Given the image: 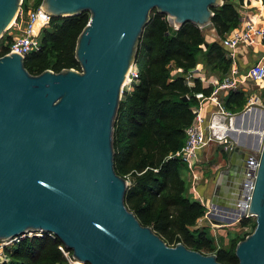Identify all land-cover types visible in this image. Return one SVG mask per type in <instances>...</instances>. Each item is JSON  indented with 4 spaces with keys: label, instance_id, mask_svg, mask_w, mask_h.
Instances as JSON below:
<instances>
[{
    "label": "water",
    "instance_id": "water-1",
    "mask_svg": "<svg viewBox=\"0 0 264 264\" xmlns=\"http://www.w3.org/2000/svg\"><path fill=\"white\" fill-rule=\"evenodd\" d=\"M21 5L22 0H0V40ZM41 5L51 17L90 14L76 46L81 70L33 75L24 56L0 57V241L52 234L80 264H222L215 253L168 245L142 225L126 205L129 182L117 174L114 161L120 101L151 11L165 14L176 29L189 22L205 29L222 0ZM252 132L260 159L248 214L256 224L237 243L238 264H264V113L261 128L255 124Z\"/></svg>",
    "mask_w": 264,
    "mask_h": 264
},
{
    "label": "trees",
    "instance_id": "trees-1",
    "mask_svg": "<svg viewBox=\"0 0 264 264\" xmlns=\"http://www.w3.org/2000/svg\"><path fill=\"white\" fill-rule=\"evenodd\" d=\"M26 2L23 0L24 10L28 9ZM212 12L211 26L222 39L239 25V11L231 0H222V5L212 7ZM89 18L88 12L52 17L41 31L40 50L26 55V69L33 75L46 70L80 71L77 40ZM6 39L11 41L10 37ZM199 62L217 71L219 79L231 67L225 49L216 42L207 43L203 28L189 22L176 29L165 14L152 10L137 48L138 76L123 90L115 122V170L129 181L125 196L129 210L168 245L183 243L205 254L215 253L222 264H238L235 248L247 235L232 240L229 248L216 247L205 228L197 226L206 209L188 194L181 175L185 164L169 157L186 141L185 130L194 119L192 107L197 104L195 95L209 96L213 90L199 79L194 80L193 87L187 85L186 75ZM176 69L181 72L172 75ZM245 103L244 93L236 90L228 93L223 105L227 111L238 113ZM60 247L72 257V252L55 236H26L8 251L9 261L0 264H71Z\"/></svg>",
    "mask_w": 264,
    "mask_h": 264
},
{
    "label": "built area",
    "instance_id": "built-area-1",
    "mask_svg": "<svg viewBox=\"0 0 264 264\" xmlns=\"http://www.w3.org/2000/svg\"><path fill=\"white\" fill-rule=\"evenodd\" d=\"M40 1L42 2V0ZM258 1L260 3V8L257 7L256 9L250 8L241 10L239 12V25L222 39L221 45L225 49L228 59L232 62L231 69L223 79L214 78L213 80L208 81L209 85L213 88L209 96H206L204 93H197L195 95L197 104L192 107L194 119L185 130L186 141L179 150L171 153L169 156L170 158H179L185 164V167L188 169L191 176V191L195 195V198L201 201L202 204H204L203 199L198 195L197 191V181L199 180V151L211 143H218L223 147L225 152L234 148V144L229 135L230 131L233 129V120L231 119L232 114L226 111L220 95L228 94L230 91L239 90L244 82L250 81L257 83L264 80L263 63L258 62L254 64L245 74H241L236 65L235 59V50L239 46L245 45L251 47L256 44V38L264 41V0ZM22 5L18 16L12 22L7 31V35L11 38V41L9 42L6 39L7 37H5L4 40H2V43H0V57L10 53H16L26 57L27 54L33 51H38L41 48V31L49 25L52 17L42 8L41 3L37 7L27 10H24ZM259 20L263 22L262 26L258 25L257 22ZM12 31L16 32V34L12 35ZM6 48L7 50L5 51ZM134 67L135 65L129 73V75H132V80L138 76L137 70ZM179 71L181 72V70ZM194 77L200 80L202 79V75L190 71L186 75V83L189 87L194 86ZM207 101H212L218 108L216 112L212 113L208 121L202 114L204 103ZM220 115L228 116L230 118L229 123L226 125L221 123L218 119ZM259 159V150H254L248 153V158L246 159L244 167V180L241 185L236 208L231 214L226 215L227 218H232L238 222H241L242 220L247 221V223L242 226L244 234L248 233L250 230L249 224L255 219V215L248 214V210L259 168ZM209 213L215 214L216 210H210ZM204 217L205 219H208L207 215H204ZM202 221L203 219L198 220L200 226ZM42 235L43 233L31 232L11 240L0 241V263L9 261V249L7 247H9L10 244L14 245L26 236L31 237ZM60 249L68 258L65 249L63 247H60ZM71 261L72 260H70V262Z\"/></svg>",
    "mask_w": 264,
    "mask_h": 264
},
{
    "label": "crops",
    "instance_id": "crops-1",
    "mask_svg": "<svg viewBox=\"0 0 264 264\" xmlns=\"http://www.w3.org/2000/svg\"><path fill=\"white\" fill-rule=\"evenodd\" d=\"M231 2L239 12L244 9L260 8L258 0H231ZM257 23L259 26L263 25V22L260 20ZM204 31L207 43L211 44L216 42L221 45L222 37L213 26L210 25ZM235 59L241 74H245L252 65L258 62L264 64V41L256 38V44L251 47L245 45L239 46L235 50ZM175 71L180 72L179 69ZM191 71L202 75V79L199 80L205 87L209 86L208 81L219 78L217 71L211 70L210 67L202 62H199L195 69ZM195 79L198 78L194 77L193 81ZM239 90L246 97V103L242 112L250 110L251 113L247 117H243L240 116L242 112H230L232 114L233 129L229 135L236 149L233 148L225 152L223 147L218 143H211L198 153V173L200 180L197 181V191L198 195L203 199V205L206 209L205 215L208 216V219L201 217L200 219H203L202 224L200 226L197 222V226L199 225V227L205 228L206 231L210 230L212 233L211 238L215 237L213 238L214 243L219 248H229L231 241L234 238L237 239L241 234L240 232L243 231L241 222L227 218L226 215L231 214L236 208L241 185L244 180V167L248 153L257 150L258 138L252 130L255 128V124L259 128L263 124L264 80L257 83L250 81L244 82ZM227 95H220L223 103ZM217 109L215 103L207 101L204 103L202 114L208 121L212 113L216 112ZM257 115H260V119H257ZM218 119L225 125L230 120L228 116L223 115H220ZM244 129L247 130L245 133L242 132ZM190 178L191 176L187 171V180L192 185ZM210 210H216V213L210 214Z\"/></svg>",
    "mask_w": 264,
    "mask_h": 264
},
{
    "label": "rangeland",
    "instance_id": "rangeland-1",
    "mask_svg": "<svg viewBox=\"0 0 264 264\" xmlns=\"http://www.w3.org/2000/svg\"><path fill=\"white\" fill-rule=\"evenodd\" d=\"M27 2H26V6H27V8L28 9H31V8H35L39 3H41V1L40 0H26ZM11 32V31H10ZM9 32V33H10ZM7 33L8 32H6L5 34H4V37H3V39L2 40H4V38L5 37H8V35H7ZM204 33H205V31H204ZM16 34V32H13L12 31V35H15ZM2 40H0V43H2ZM0 46H1V44H0ZM135 69H136V67H134ZM137 70V69H136ZM174 74H177V71H175V70H173L172 71V75H174ZM132 80V75H129V78H127V85H125V87H124V89L125 88H129V86H130V83L132 82L131 81ZM233 142V141H232ZM187 168L186 167H182V169H181V175H182V177L185 179V181H186V183H187V187H188V194H189V196H192V197H194L195 198V195L192 193V191L190 190V188H191V186L192 185H190L189 184V182H188V180H187V171H188V169L186 170ZM188 173H189V171H188ZM199 180H200V178H199ZM129 182V181H128ZM190 192V193H189ZM196 199V198H195ZM204 217V216H203ZM255 224H256V219H254V221H252L250 224H249V228H250V230L248 231V233L247 234H250V233H252L253 232V230H254V228H255ZM207 233H208V235L210 236V237H212V233H211V231L210 230H207ZM241 234H240V236H242V235H247V234H244V231H241L240 232ZM238 236V235H237ZM213 238H215V237H213ZM236 238H234V240H235ZM13 246L14 245H12V244H10L9 245V247H7L10 251H11V249L13 248ZM67 252V251H66ZM67 254H68V258L70 259V260H72L71 262L74 264L75 262L73 261V258L71 257V255H70V253L69 252H67ZM9 255V254H8ZM8 258L10 259V256H8ZM69 260V261H70ZM70 262V263H71ZM71 263V264H72Z\"/></svg>",
    "mask_w": 264,
    "mask_h": 264
},
{
    "label": "bare ground",
    "instance_id": "bare-ground-1",
    "mask_svg": "<svg viewBox=\"0 0 264 264\" xmlns=\"http://www.w3.org/2000/svg\"><path fill=\"white\" fill-rule=\"evenodd\" d=\"M38 233H40V232H38ZM75 263L74 264H80L78 261H75V260H73ZM73 264V263H72Z\"/></svg>",
    "mask_w": 264,
    "mask_h": 264
}]
</instances>
